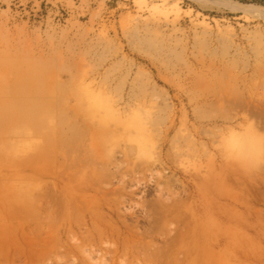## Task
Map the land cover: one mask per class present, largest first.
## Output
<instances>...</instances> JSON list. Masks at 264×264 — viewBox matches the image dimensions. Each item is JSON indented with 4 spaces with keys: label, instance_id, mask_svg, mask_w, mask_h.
<instances>
[{
    "label": "rangeland",
    "instance_id": "374dc122",
    "mask_svg": "<svg viewBox=\"0 0 264 264\" xmlns=\"http://www.w3.org/2000/svg\"><path fill=\"white\" fill-rule=\"evenodd\" d=\"M0 264H264V16L0 0Z\"/></svg>",
    "mask_w": 264,
    "mask_h": 264
},
{
    "label": "bare ground",
    "instance_id": "6f19581e",
    "mask_svg": "<svg viewBox=\"0 0 264 264\" xmlns=\"http://www.w3.org/2000/svg\"><path fill=\"white\" fill-rule=\"evenodd\" d=\"M216 3L220 4L223 7L232 9V10L245 12L247 14L254 13V14H257L258 16H264L263 6L243 4V3H239L233 0H216Z\"/></svg>",
    "mask_w": 264,
    "mask_h": 264
},
{
    "label": "trees",
    "instance_id": "16d2710c",
    "mask_svg": "<svg viewBox=\"0 0 264 264\" xmlns=\"http://www.w3.org/2000/svg\"><path fill=\"white\" fill-rule=\"evenodd\" d=\"M238 1L243 2V3H253V4H259V5L264 4V0H238Z\"/></svg>",
    "mask_w": 264,
    "mask_h": 264
}]
</instances>
